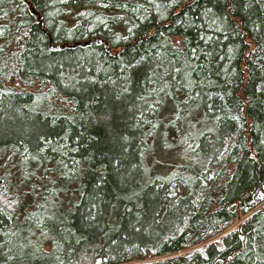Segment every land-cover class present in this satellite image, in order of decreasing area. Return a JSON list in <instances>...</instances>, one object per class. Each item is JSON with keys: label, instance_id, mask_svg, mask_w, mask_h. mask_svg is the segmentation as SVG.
Segmentation results:
<instances>
[{"label": "trees", "instance_id": "16d2710c", "mask_svg": "<svg viewBox=\"0 0 264 264\" xmlns=\"http://www.w3.org/2000/svg\"><path fill=\"white\" fill-rule=\"evenodd\" d=\"M0 196V264H264V0H0Z\"/></svg>", "mask_w": 264, "mask_h": 264}, {"label": "rangeland", "instance_id": "374dc122", "mask_svg": "<svg viewBox=\"0 0 264 264\" xmlns=\"http://www.w3.org/2000/svg\"><path fill=\"white\" fill-rule=\"evenodd\" d=\"M37 83L34 84V86L30 89V91L43 93L44 90L42 88H44V87L41 86L42 87L41 88L39 86L40 84L39 83L37 84ZM181 116H183V114L180 115V117ZM194 139H195V137H194V134L192 133L191 129L190 130L186 129V128L183 129L182 126L180 125L179 121L174 122L173 124L169 125L167 127V129L164 131L162 139L161 140L155 139L154 144H157L155 151H156V153L158 152V155L157 154L155 155L157 160H155V162L152 163L153 165L150 168V173L151 174L158 173L157 175H159L160 173H169L170 171L174 170L175 169V166L173 165L175 163L174 160L180 161L181 158H183V157H181L180 154L184 153L185 151H187L188 149L191 148V145L194 143ZM186 147H187V149H186ZM193 152L190 154L191 157H192V155H194ZM184 154H189V153H184ZM183 160L185 161L184 158H183ZM150 163H151V161H149V164ZM219 170H220V166L212 171L211 176L212 177L216 176V174L218 173ZM160 176H165V175L163 174ZM21 182L23 185L26 184L25 179H21ZM180 187L183 190V192H185L184 191L185 188L181 185H180ZM23 194L25 196V199L29 201L30 195H32L31 191L29 189H25V190H23ZM0 204L5 205V207L7 206L9 209H13L15 207V204H13V203H6L1 198V196H0ZM263 206H264V202L260 206H258L256 208V210L262 209ZM32 209H33V207L26 206L25 212L28 213ZM246 217H244V218L242 217L239 220H236L233 223V225L229 229H227L223 234L228 233L229 231H232L234 228L238 227L240 225V223L243 221V219H245ZM22 240H23V244L29 245L28 243L30 241V237L28 234H26L25 240H24V238H22ZM171 257H169V258H171ZM165 258H168V257L154 258V257H151L148 254H146L145 257H143V258H134L132 261L122 263V264H148V263L158 262L161 259H165ZM96 261H93L91 264H96ZM85 264H88V263H85ZM100 264H102L101 260H100Z\"/></svg>", "mask_w": 264, "mask_h": 264}, {"label": "water", "instance_id": "95a60500", "mask_svg": "<svg viewBox=\"0 0 264 264\" xmlns=\"http://www.w3.org/2000/svg\"><path fill=\"white\" fill-rule=\"evenodd\" d=\"M96 264H100V260L99 259L96 261Z\"/></svg>", "mask_w": 264, "mask_h": 264}]
</instances>
